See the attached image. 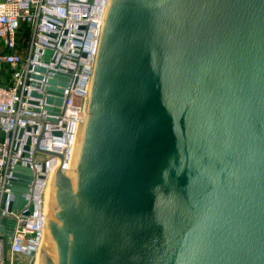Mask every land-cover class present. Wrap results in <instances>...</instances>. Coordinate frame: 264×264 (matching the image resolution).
I'll return each instance as SVG.
<instances>
[{"label":"water","instance_id":"1","mask_svg":"<svg viewBox=\"0 0 264 264\" xmlns=\"http://www.w3.org/2000/svg\"><path fill=\"white\" fill-rule=\"evenodd\" d=\"M108 3L37 264H264V0ZM14 177L9 211L32 178ZM14 227L1 219L7 249Z\"/></svg>","mask_w":264,"mask_h":264},{"label":"built area","instance_id":"2","mask_svg":"<svg viewBox=\"0 0 264 264\" xmlns=\"http://www.w3.org/2000/svg\"><path fill=\"white\" fill-rule=\"evenodd\" d=\"M107 3L0 0V225L6 216L15 222L9 249L0 231V264H14L20 257L34 261L40 251L48 181L59 167L69 170L86 116ZM57 73L68 77L67 85H56L61 95L47 90ZM48 96L62 104L49 103ZM46 152L59 153L63 160ZM17 165L28 168L32 178L22 195L24 205L9 211Z\"/></svg>","mask_w":264,"mask_h":264},{"label":"bare ground","instance_id":"3","mask_svg":"<svg viewBox=\"0 0 264 264\" xmlns=\"http://www.w3.org/2000/svg\"><path fill=\"white\" fill-rule=\"evenodd\" d=\"M111 1V0H110ZM110 3V2H109ZM109 3H107L109 5ZM108 5H106V8H105V11H104V15H103V18L105 20V16H106V11H107V8H108ZM82 126H83V123L81 124L80 126V130H79V133H78V137L76 139V142H80V137H81V132H82ZM71 161V159H70ZM70 161H69V171H72L73 168H70ZM40 252V251H39ZM39 252L37 253V256L35 258V261H34V264H37V258H38V255H39Z\"/></svg>","mask_w":264,"mask_h":264},{"label":"rangeland","instance_id":"4","mask_svg":"<svg viewBox=\"0 0 264 264\" xmlns=\"http://www.w3.org/2000/svg\"><path fill=\"white\" fill-rule=\"evenodd\" d=\"M7 79H9V75L5 77L3 80H7ZM34 261L30 260L29 258L20 257V258L15 259L14 264H34Z\"/></svg>","mask_w":264,"mask_h":264}]
</instances>
